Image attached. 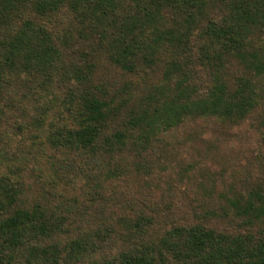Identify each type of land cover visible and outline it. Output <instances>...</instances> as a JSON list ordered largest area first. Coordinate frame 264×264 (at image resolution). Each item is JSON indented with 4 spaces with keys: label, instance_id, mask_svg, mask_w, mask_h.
<instances>
[{
    "label": "trees",
    "instance_id": "trees-1",
    "mask_svg": "<svg viewBox=\"0 0 264 264\" xmlns=\"http://www.w3.org/2000/svg\"><path fill=\"white\" fill-rule=\"evenodd\" d=\"M260 105L264 0H0V264H264V182L226 230L125 194L180 125Z\"/></svg>",
    "mask_w": 264,
    "mask_h": 264
},
{
    "label": "rangeland",
    "instance_id": "rangeland-1",
    "mask_svg": "<svg viewBox=\"0 0 264 264\" xmlns=\"http://www.w3.org/2000/svg\"><path fill=\"white\" fill-rule=\"evenodd\" d=\"M168 135L157 151L159 167L164 171L144 177L135 189L130 185L125 194L133 197V190L135 195L148 194L149 202L155 204L166 197L167 184H172L177 192L165 211L168 219L156 229L200 221L207 227L226 230V220L210 211L234 197L236 188L264 182V105L234 126L198 118ZM79 183L85 185L84 181Z\"/></svg>",
    "mask_w": 264,
    "mask_h": 264
}]
</instances>
